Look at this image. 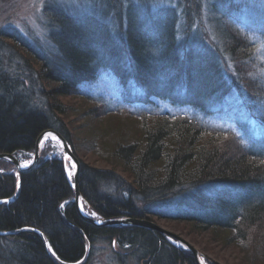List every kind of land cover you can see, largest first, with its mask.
<instances>
[{
	"label": "trees",
	"instance_id": "obj_1",
	"mask_svg": "<svg viewBox=\"0 0 264 264\" xmlns=\"http://www.w3.org/2000/svg\"><path fill=\"white\" fill-rule=\"evenodd\" d=\"M92 8L81 17L43 8L45 45L0 30V155L33 154L45 132L70 145L59 99L82 97L108 75L120 105L181 114L163 111L140 142L115 146L131 183L79 163L84 208L99 222L158 219L223 231L264 263V8L250 0H177L153 14L122 0ZM217 117H229L235 135L209 129ZM5 162L0 201L20 186L14 202L0 205V264H90L102 244L113 264H197L157 232L85 222L58 158L19 176Z\"/></svg>",
	"mask_w": 264,
	"mask_h": 264
},
{
	"label": "rangeland",
	"instance_id": "obj_2",
	"mask_svg": "<svg viewBox=\"0 0 264 264\" xmlns=\"http://www.w3.org/2000/svg\"><path fill=\"white\" fill-rule=\"evenodd\" d=\"M122 1L138 7L139 11L148 9L149 14L157 12V9L168 10L170 7H175L177 3V0ZM138 1L139 3L147 2V5L144 4L146 7L140 8ZM206 1L210 2L212 0ZM222 1L227 2L230 0ZM99 2L100 0H0V30L9 28L20 33L31 42L33 41V43L38 42L45 45L44 38H46L47 29L43 20V8L55 4L67 13L81 17L94 11L92 7L99 5ZM250 2H255L258 7L264 8V0H250ZM199 17L200 21L201 19L206 20L204 12L200 13ZM259 20L260 25L264 24V20ZM232 23L237 25L235 20ZM257 59L259 61V64L257 63V69L260 71L259 75L264 78V56L262 57L260 54ZM82 95V97L74 96L59 99L60 104L66 109L65 114L59 116V118L69 133L71 141V144L68 145L69 150L82 167L96 171H113L128 183L132 182L130 175L124 169L123 164L112 155L115 146L119 143L140 142L143 126H148L156 116H161L163 111L169 113V115L181 114L176 112L177 110H171L164 105H160V107L157 105L153 108L156 114H149L143 108L120 105L114 93L112 78L108 75L98 78L93 85L86 88V93ZM260 111L258 110L259 113ZM241 112L242 110L235 109L231 114L234 115L235 113L237 115L238 113V115L243 116ZM141 118H144V120ZM207 125L213 131L224 133V137H227L225 136L227 134L235 135L232 128L234 123L230 121L229 117H226V119L217 117L216 120L207 121ZM40 141L38 160L55 158L61 160L66 181L72 187L75 168L72 167L73 162L70 158L64 155L60 142L50 134H45ZM33 157L34 153H22L15 160L23 169L31 166ZM4 164L11 165L16 171L14 165L9 161ZM0 173H3V171L1 170ZM80 204L83 210L81 214L89 218H96L95 214L84 208L82 203ZM151 222L190 245L198 253L200 264H264L256 258L251 260L248 252L245 251L249 247L247 244L242 245L235 241L229 242L226 239L228 237L226 232L196 231L190 225L167 220L153 219ZM166 239L176 248L188 252L184 246L171 237ZM90 264H113L107 246L102 244L96 247Z\"/></svg>",
	"mask_w": 264,
	"mask_h": 264
},
{
	"label": "water",
	"instance_id": "obj_3",
	"mask_svg": "<svg viewBox=\"0 0 264 264\" xmlns=\"http://www.w3.org/2000/svg\"><path fill=\"white\" fill-rule=\"evenodd\" d=\"M45 134H50L51 136H53V138L55 137L56 140H58L62 146V150H64V155L68 156L70 158V160L73 162V164H75V173H74V176H73V184H72V189H73V193H74V201H73V204L75 205V209H76V212L78 215H80L82 217V219L89 223V224H93L95 226H112V225H116V226H136V227H141V228H146L150 231H153V232H157L159 233L161 236L167 238V237H171L174 241H176L177 243H180L182 246H184L188 252H190L192 255H193V258H194V261L195 263L197 264H200L199 263V255L198 253L190 246L188 245L186 242H184L181 238L179 237H176L175 235L169 233V232H165L164 230H162L161 228H159L156 224H154L153 222H150V221H147V220H138V219H129V218H125L123 220H115V221H101V222H98L96 221L95 219H93L92 217H87V216H84L83 214H81L79 212V202L81 201V197H80V193L78 192V182H77V179H78V174H79V162L76 161V159L74 158L73 154L71 153V151L69 150V147H68V144L66 142V140H63L57 133L55 132H45L43 133V135H41L38 140H37V143L35 145V148H34V157H33V162L31 164V166L27 167V168H23L21 169L20 168V165L19 163L15 160V158L13 156H8V155H0V161L1 159L3 160H7L9 161L11 164L14 165L15 169H16V172L18 174V176L20 174H23L24 172H28L30 170H32L35 166V164L37 163L38 161V145L39 143L41 142L40 140L43 138V136ZM19 182H17V190L14 194V197L9 199V200H3V201H0V205L3 204L4 201H7V203H11V202H14V200L18 197V192H19Z\"/></svg>",
	"mask_w": 264,
	"mask_h": 264
},
{
	"label": "bare ground",
	"instance_id": "obj_4",
	"mask_svg": "<svg viewBox=\"0 0 264 264\" xmlns=\"http://www.w3.org/2000/svg\"><path fill=\"white\" fill-rule=\"evenodd\" d=\"M80 203H81V202H79V208H78V209H79V212L82 213L83 210H82V207H81V204H80ZM98 222H99V221H98Z\"/></svg>",
	"mask_w": 264,
	"mask_h": 264
},
{
	"label": "snow or ice",
	"instance_id": "obj_5",
	"mask_svg": "<svg viewBox=\"0 0 264 264\" xmlns=\"http://www.w3.org/2000/svg\"><path fill=\"white\" fill-rule=\"evenodd\" d=\"M72 167L75 168V164H73ZM4 203H7V201H4ZM49 251H51V248H49Z\"/></svg>",
	"mask_w": 264,
	"mask_h": 264
}]
</instances>
